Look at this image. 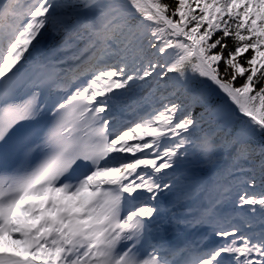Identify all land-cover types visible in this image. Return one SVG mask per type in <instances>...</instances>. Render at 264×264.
I'll return each instance as SVG.
<instances>
[{"label":"snow or ice","instance_id":"snow-or-ice-1","mask_svg":"<svg viewBox=\"0 0 264 264\" xmlns=\"http://www.w3.org/2000/svg\"><path fill=\"white\" fill-rule=\"evenodd\" d=\"M0 264H264V0H0Z\"/></svg>","mask_w":264,"mask_h":264},{"label":"bare ground","instance_id":"bare-ground-1","mask_svg":"<svg viewBox=\"0 0 264 264\" xmlns=\"http://www.w3.org/2000/svg\"><path fill=\"white\" fill-rule=\"evenodd\" d=\"M59 43V37H57L55 40H51L48 39L45 41V50L48 51L50 50L52 47H55L56 44ZM171 238V236L169 237V239Z\"/></svg>","mask_w":264,"mask_h":264},{"label":"trees","instance_id":"trees-1","mask_svg":"<svg viewBox=\"0 0 264 264\" xmlns=\"http://www.w3.org/2000/svg\"><path fill=\"white\" fill-rule=\"evenodd\" d=\"M168 3H173L174 0H167ZM220 101L217 98H213V104L219 103ZM199 108V107H198ZM201 110V109H200ZM212 127H214V125H212ZM227 132V129L225 128L223 130V132H221L217 137L216 140H218L220 138V136L224 135V133Z\"/></svg>","mask_w":264,"mask_h":264},{"label":"rangeland","instance_id":"rangeland-1","mask_svg":"<svg viewBox=\"0 0 264 264\" xmlns=\"http://www.w3.org/2000/svg\"><path fill=\"white\" fill-rule=\"evenodd\" d=\"M206 125V124H205Z\"/></svg>","mask_w":264,"mask_h":264}]
</instances>
